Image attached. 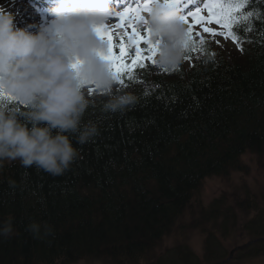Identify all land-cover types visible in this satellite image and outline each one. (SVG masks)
<instances>
[{"label":"trees","instance_id":"trees-1","mask_svg":"<svg viewBox=\"0 0 264 264\" xmlns=\"http://www.w3.org/2000/svg\"><path fill=\"white\" fill-rule=\"evenodd\" d=\"M236 2L243 5L237 54L195 42L202 51L135 69L118 83L136 96L121 113L104 112V93L86 90L92 103L81 123L95 125L97 134L82 145L71 137L79 155L62 175L18 162L0 167V225L11 221L15 233L0 238V264L216 262L228 255L222 239L240 226L237 212L248 213L243 231L263 239L225 264L264 255V208L255 199L234 209L221 198L193 204L203 179L241 170V155L264 149V0ZM193 207L205 233L202 254L182 241L156 252ZM33 222L51 234L34 238L27 230Z\"/></svg>","mask_w":264,"mask_h":264},{"label":"clouds","instance_id":"clouds-1","mask_svg":"<svg viewBox=\"0 0 264 264\" xmlns=\"http://www.w3.org/2000/svg\"><path fill=\"white\" fill-rule=\"evenodd\" d=\"M47 23L21 27L15 14L0 8V86L17 98L0 106V167L18 162L25 169L35 167L51 175L70 169L79 152L72 136L85 144L97 134L92 124L81 123L92 101L75 78L70 65L80 58L83 72L100 69L94 50L102 47L93 26L110 17V0H47ZM170 28L164 32L161 59L178 62L183 51L172 40L183 35V24L175 9H154ZM152 17L150 18V21ZM155 27V25H153ZM100 89H106L102 110L121 113L136 103V96L117 88L106 75H93ZM34 238L51 234V228L33 222L27 229ZM11 221L0 225V238H10Z\"/></svg>","mask_w":264,"mask_h":264},{"label":"snow or ice","instance_id":"snow-or-ice-1","mask_svg":"<svg viewBox=\"0 0 264 264\" xmlns=\"http://www.w3.org/2000/svg\"><path fill=\"white\" fill-rule=\"evenodd\" d=\"M196 2L194 10L180 13L178 6L181 0H132L123 7V10L110 14L118 22L109 27L106 24L93 26V32L101 42L102 47L94 50L96 57L102 64L100 69H89L83 72L85 61L77 58L70 67L81 77V84H92L99 88L93 75L107 76L112 81L123 83L124 78H131V73L135 69L145 67L146 61L155 64L154 56L161 43L165 41L164 32L170 28V24H165L159 15H154V9L159 7L162 11L175 9L180 13L179 19L183 24V35L179 39L172 40L173 48L179 47L185 56H190L193 51H202V47H197L193 36L200 37V45L206 41L202 38L201 32L210 36H223L225 39L231 38L239 43V37L235 32V24L240 16L243 5L236 0H200L203 8L198 4V0H188ZM207 11L208 15H202ZM143 13H147L152 20L145 19ZM189 18L191 23H189ZM216 24L222 29L216 31L207 25ZM155 25V27L153 26ZM143 28V34L140 27ZM201 31L194 32L196 27ZM155 37L156 39H153ZM144 45L145 47H142ZM163 55V50L160 52ZM167 62L175 63L172 60ZM163 67V65H162ZM167 70V68H165ZM92 89L89 88V92ZM17 102V98L5 92L0 86V102Z\"/></svg>","mask_w":264,"mask_h":264},{"label":"rangeland","instance_id":"rangeland-1","mask_svg":"<svg viewBox=\"0 0 264 264\" xmlns=\"http://www.w3.org/2000/svg\"><path fill=\"white\" fill-rule=\"evenodd\" d=\"M4 0H0L1 2ZM1 7V5H0ZM144 15V14H142ZM147 20H150L149 15H144ZM111 21V20H109ZM114 23H104L111 27L118 21H113ZM190 22V21H189ZM191 23V22H190ZM33 24H24L23 27ZM212 27L216 31H221L220 27L216 24L207 25ZM143 34L142 26H139ZM197 31H201L199 27H196ZM201 36L207 38L214 49H218L226 55L237 54V46L229 39H225L223 36H210L206 33L201 32ZM153 39H156L153 37ZM142 47H145L142 45ZM138 77V76H137ZM139 83L144 86L143 81ZM117 88L123 89L121 85L116 83ZM101 93H104L106 89H100ZM239 162L241 163V170L232 172L225 177L211 176L205 178L201 181L196 194L194 195L193 204H198L199 208L206 207L213 200L221 198L224 203L231 206L234 209L233 203H244V198H253L255 203L260 207L264 208V149L260 153H244L239 157ZM244 208V206H242ZM236 209V208H235ZM237 212V211H236ZM199 211L193 207L190 211H185L182 215L180 222L181 228L175 227V229L165 236L162 242L159 244L156 252H164L166 249L172 247L177 241H182L189 249L197 256L202 254V242L205 236L203 232V227H197L200 223L198 221ZM248 216L247 212L239 213L237 212L236 219L240 226H237L234 230L230 231L226 238L222 239L223 250L226 253L238 245L246 243L251 240V237L245 233L241 227L242 219ZM176 251H180L177 249ZM156 252L149 254V257ZM157 254V253H156ZM149 260V258H148ZM240 263L247 264H264V255L256 256L253 258H248ZM74 264H103L101 260H81ZM205 264H212L205 263Z\"/></svg>","mask_w":264,"mask_h":264},{"label":"bare ground","instance_id":"bare-ground-1","mask_svg":"<svg viewBox=\"0 0 264 264\" xmlns=\"http://www.w3.org/2000/svg\"><path fill=\"white\" fill-rule=\"evenodd\" d=\"M0 5V8H4L15 14L17 22L20 26H22L24 22L34 19V15L32 14L31 16L30 14V9L20 0H4Z\"/></svg>","mask_w":264,"mask_h":264},{"label":"water","instance_id":"water-1","mask_svg":"<svg viewBox=\"0 0 264 264\" xmlns=\"http://www.w3.org/2000/svg\"><path fill=\"white\" fill-rule=\"evenodd\" d=\"M253 242H255V240H253V241H249V242H247V243H245V244H242V245H239V246L234 247V248L230 251L229 256H228L227 258H225L224 260H222V261H220V262L213 263V264H223V263H225L226 261L229 260V258L232 256V254H233V252H234L235 250H241V249L247 247L248 245L252 244Z\"/></svg>","mask_w":264,"mask_h":264}]
</instances>
